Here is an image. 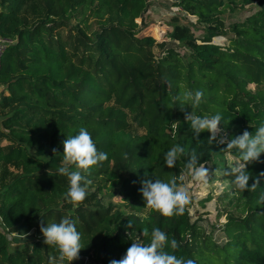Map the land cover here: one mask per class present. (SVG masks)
<instances>
[{"label": "trees", "instance_id": "obj_1", "mask_svg": "<svg viewBox=\"0 0 264 264\" xmlns=\"http://www.w3.org/2000/svg\"><path fill=\"white\" fill-rule=\"evenodd\" d=\"M178 1L208 30L199 42L176 26L158 57L156 39L137 23L149 0H0V36L11 41L0 65V264H60L40 227L64 217L82 234L80 258L71 264L119 260L132 242H150V235L142 236L145 228L175 238L180 248L164 250L196 264H264V153L247 165L249 187L259 180L255 191L241 192L247 213L228 218V240L216 249L211 238L201 240L191 202L182 216L168 218L146 208L140 192L145 179L175 177L184 185L185 158L173 168L163 158L176 144L194 149L202 164L215 154L238 157L236 149L224 151L226 144L209 143L208 131L194 138L185 113H219L229 138L245 130L254 135L264 124V0ZM252 1L258 11L247 21L229 30L215 24L223 11ZM220 35L228 47L212 42ZM186 90L204 93L198 107L177 99ZM81 127L108 159L91 169L87 197L74 205L63 195L68 178L57 169L62 142ZM116 187L122 209L86 204ZM9 233L31 234L30 241L13 245Z\"/></svg>", "mask_w": 264, "mask_h": 264}, {"label": "clouds", "instance_id": "obj_2", "mask_svg": "<svg viewBox=\"0 0 264 264\" xmlns=\"http://www.w3.org/2000/svg\"><path fill=\"white\" fill-rule=\"evenodd\" d=\"M165 83L168 85L167 81ZM203 95L201 90L195 92L186 90L177 99L183 105H190L194 109L202 102ZM185 121L190 125L194 138L199 137L201 132L208 131L211 134L209 143L226 144L224 151L236 149L239 155L235 164L230 167L231 172L227 174L234 177L232 183L235 189L240 192L255 191L259 180L249 187L250 174L247 165L259 161L261 154L264 153V124L256 128L254 135L245 130L241 135L229 138L227 131L220 127L222 116L219 113L202 117L192 111L185 113ZM62 143L63 160L57 173L66 176L69 181V187L63 194L64 198L68 203L78 205L87 197L88 186L91 184V180L88 179L91 169L106 161L108 155L98 151L90 132L84 127L79 129L77 135L66 138ZM53 152L55 153L56 149H53ZM181 157L185 158V174L197 184L207 186L210 180L209 169L199 162L200 157L194 149L189 150L186 146L176 144L164 153L163 158L166 166L173 168ZM73 167L75 170H72ZM48 174L50 175V171ZM141 184L140 192L146 201L145 207L164 217L182 216L190 203L188 189L178 186L175 177L167 182L159 178L154 181L145 179ZM40 231L44 237V244L58 250L60 264H64L65 261L71 264L80 258L79 253L83 248L82 234L77 230L73 219L64 217L58 223L47 224L46 227L41 224ZM149 235V243L132 242L126 254L119 260H112L110 264H196L193 259L178 257L164 250L169 245L173 252L180 248V243L175 238L169 241L166 232L159 228H153L151 233L147 228L142 230V236Z\"/></svg>", "mask_w": 264, "mask_h": 264}, {"label": "rangeland", "instance_id": "obj_3", "mask_svg": "<svg viewBox=\"0 0 264 264\" xmlns=\"http://www.w3.org/2000/svg\"><path fill=\"white\" fill-rule=\"evenodd\" d=\"M178 2V0H149V8L144 17L137 19V23L142 29L141 32L156 39L157 45L154 46L153 50L158 57L162 56L164 49L172 42V34L176 26L187 27L190 30V35L199 42L204 39L208 30V23L200 20L191 10L178 5ZM241 4L243 6H232L233 11L230 9L223 11L220 14L222 22L215 24L224 30H229L232 24L245 22L258 11L254 1ZM212 42L220 46L228 47L230 45L229 40L223 35L214 37ZM177 46L178 52L186 59L190 58L188 48L180 43H177ZM248 88L253 91L256 90L254 84H250ZM132 131L137 133V127L134 126ZM139 133L142 132L139 130ZM236 134L240 135L238 131ZM236 159L237 157L230 153L215 154L210 162L204 164L209 169L210 174L207 186L197 184L185 173L182 176L183 187H186L190 194L192 204L190 215L200 228L201 240L203 241L206 236L211 238L209 245L215 249L228 240V234L225 231L228 218L230 216L243 217L247 213L242 193L235 189L225 169L227 166L232 167ZM6 170L10 171V168H6ZM12 173L16 174L17 172L13 171ZM86 204L91 206L103 204L106 207L112 206L115 209H122L120 205L124 204V201L116 187L113 192H106L102 196L98 195L94 197L92 202ZM146 213L147 210L141 211V215H146ZM0 228L2 227L0 226ZM9 236L15 245L29 242L31 234L20 236L16 233H9Z\"/></svg>", "mask_w": 264, "mask_h": 264}, {"label": "built area", "instance_id": "obj_4", "mask_svg": "<svg viewBox=\"0 0 264 264\" xmlns=\"http://www.w3.org/2000/svg\"><path fill=\"white\" fill-rule=\"evenodd\" d=\"M10 43L11 41L9 39L0 36V65H1L2 56Z\"/></svg>", "mask_w": 264, "mask_h": 264}, {"label": "crops", "instance_id": "obj_5", "mask_svg": "<svg viewBox=\"0 0 264 264\" xmlns=\"http://www.w3.org/2000/svg\"><path fill=\"white\" fill-rule=\"evenodd\" d=\"M13 170V168H11Z\"/></svg>", "mask_w": 264, "mask_h": 264}]
</instances>
